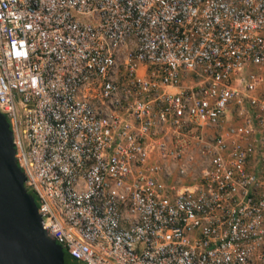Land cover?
<instances>
[{"label":"built area","instance_id":"obj_1","mask_svg":"<svg viewBox=\"0 0 264 264\" xmlns=\"http://www.w3.org/2000/svg\"><path fill=\"white\" fill-rule=\"evenodd\" d=\"M0 113L79 263L264 264V0H0Z\"/></svg>","mask_w":264,"mask_h":264},{"label":"water","instance_id":"obj_2","mask_svg":"<svg viewBox=\"0 0 264 264\" xmlns=\"http://www.w3.org/2000/svg\"><path fill=\"white\" fill-rule=\"evenodd\" d=\"M13 154L9 125L0 113V264H63L62 249L42 229Z\"/></svg>","mask_w":264,"mask_h":264},{"label":"rangeland","instance_id":"obj_3","mask_svg":"<svg viewBox=\"0 0 264 264\" xmlns=\"http://www.w3.org/2000/svg\"><path fill=\"white\" fill-rule=\"evenodd\" d=\"M78 19H79V21H85L86 20L85 17H78ZM210 132L211 131H209V133ZM201 168H202V166H200L199 164L193 165L192 168L190 169V171L188 172L187 177L182 179L183 180L182 184L186 187V186H190L191 184L195 183L196 181L194 179H191V178L193 176L196 177L199 174V170ZM161 179L163 180V182L166 185H171L172 183H174L176 180L174 170L170 169V171L168 172V175L161 176ZM65 264H68V263L65 262ZM77 264H81V263L78 262Z\"/></svg>","mask_w":264,"mask_h":264},{"label":"trees","instance_id":"obj_4","mask_svg":"<svg viewBox=\"0 0 264 264\" xmlns=\"http://www.w3.org/2000/svg\"><path fill=\"white\" fill-rule=\"evenodd\" d=\"M63 264H65V262H67L68 264H77L78 261H76L75 259L71 258L68 254H66L63 250Z\"/></svg>","mask_w":264,"mask_h":264}]
</instances>
